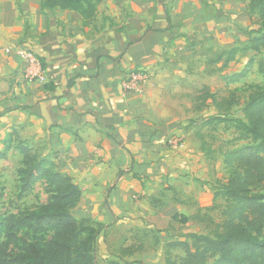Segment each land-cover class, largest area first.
<instances>
[{
	"label": "crops",
	"instance_id": "0c3cea01",
	"mask_svg": "<svg viewBox=\"0 0 264 264\" xmlns=\"http://www.w3.org/2000/svg\"><path fill=\"white\" fill-rule=\"evenodd\" d=\"M248 4L99 0L83 16L42 9L40 0H0V112L8 110L0 116V140L15 130L80 188L73 214L105 226L95 247L102 242L108 261L147 264L141 259L153 244L165 260L168 244L207 234L200 229L204 214L221 199L215 193L227 177L223 159L203 141L211 116L198 128L179 124L189 117L179 108L193 106L195 93L179 82L192 61L225 68L246 57V65L254 52L225 59L259 27ZM19 47L37 62L29 67L15 53ZM135 70L149 76L142 93L121 87ZM204 95L200 105L210 99ZM15 153L7 157L20 159Z\"/></svg>",
	"mask_w": 264,
	"mask_h": 264
},
{
	"label": "trees",
	"instance_id": "16d2710c",
	"mask_svg": "<svg viewBox=\"0 0 264 264\" xmlns=\"http://www.w3.org/2000/svg\"><path fill=\"white\" fill-rule=\"evenodd\" d=\"M98 1L40 0V5L42 9H67L88 16ZM248 1V11L257 16L259 27L247 32L245 45L226 53L225 62L233 60L237 52L264 53V0ZM252 64L249 59L245 68L229 76L227 82L244 77ZM257 72L264 76V58L257 62ZM207 97L222 111L235 103L224 98L218 101L210 93L204 95ZM7 111L0 112V116ZM223 115H213L206 123H230L237 133L236 140L245 143L222 153L228 176L215 193L224 201L219 231L213 235L188 233L185 240L168 244V248H182L179 264H264V84L250 88L241 117ZM0 142V160L12 148L20 154L19 196L27 194L39 181L51 193L45 203L24 213L0 215V264H97L95 240L105 226L88 217L75 218L73 208L80 199V188L68 175L56 171L50 160L39 157L18 139L15 130L6 132ZM2 196L0 187V201ZM177 221L185 222L186 218L180 216ZM10 246L18 249L16 255L11 256ZM167 251L165 264H176ZM106 264L142 263L109 260Z\"/></svg>",
	"mask_w": 264,
	"mask_h": 264
},
{
	"label": "rangeland",
	"instance_id": "374dc122",
	"mask_svg": "<svg viewBox=\"0 0 264 264\" xmlns=\"http://www.w3.org/2000/svg\"><path fill=\"white\" fill-rule=\"evenodd\" d=\"M252 20L253 23L257 24L256 16L253 17ZM263 58L264 53L254 54L251 57L253 64L249 69H246L244 77L236 82L231 83L227 82V78L234 73L242 71L245 68L244 64L247 60L246 57L238 60L234 64H230V66H226L225 68L220 67V65L218 66L212 61L208 62V59L206 62L205 60L192 61V65L189 69L192 70V72L184 74L182 77H187V79H185L183 82H179L181 86L195 88L194 105L188 108H179V115H184V117L186 115L189 116L185 117L184 119H180L178 117L180 119L179 124L181 127L184 129V127H188L189 125H192V127L196 125L195 127L198 128L203 121H206L204 120L205 118H209L215 114L223 113V116H227V118L241 117V107L247 98L250 88L254 85L264 84V76L256 71V63ZM200 87L202 88L199 89ZM205 89L213 93L218 101H220L221 98H224L226 100H233L235 103L232 104L229 109H225L223 111L218 110L211 103L210 99H206L203 102L204 105H200L201 100L199 96L205 94ZM230 92L234 93L230 95ZM173 109L175 112H177L175 108ZM205 127V129H202L201 127L203 132L207 133L206 137L204 136L205 139L203 141L205 144L213 147L217 158L220 160L223 159L222 153L224 151L245 143L244 141L236 140L237 133L233 130V127L230 123H213L208 124ZM190 129L191 128H189V130ZM1 147L2 144L0 142V148ZM14 150L19 158H21L18 151L15 148ZM20 166L21 159H18L14 154L7 157L4 162L0 164V187L3 188V196L0 201V215H6L10 213L17 215L18 213H24L40 204L45 203L51 196V193L43 181H39L33 185L27 194L19 196L17 170ZM223 168V171H221V178L223 177V179H226L228 176V171L225 169V167ZM220 181H222V179H220ZM210 206L213 207L210 210H207L209 213L204 214L205 217H207V220L202 224L200 229L208 235H213L215 232L219 231L218 226L221 220L220 213L223 209L224 201L221 199H212ZM51 234V231L48 232L47 239H49ZM176 234H178L177 237L181 236L179 233ZM19 236L21 237L22 234H19ZM23 237L25 240L29 241L28 237ZM147 248L148 251L146 255L141 259L143 262H146L147 264H165L164 255L159 246H155L153 244V246ZM169 249L170 248H168L167 251L169 252V257L174 260L176 264H179L181 255L184 254L182 248H173L171 252ZM17 253L18 249L15 246H10L11 256L16 255ZM104 253L105 252H103L102 242H99V244H97L95 247V257L97 264H106L108 262V257Z\"/></svg>",
	"mask_w": 264,
	"mask_h": 264
},
{
	"label": "built area",
	"instance_id": "2783aa9c",
	"mask_svg": "<svg viewBox=\"0 0 264 264\" xmlns=\"http://www.w3.org/2000/svg\"><path fill=\"white\" fill-rule=\"evenodd\" d=\"M15 53L22 57L27 64L33 65L37 62L33 52L28 48L19 47L15 49ZM29 71V70H28ZM29 75H32L30 73ZM149 76L144 70H135L130 72L122 81L121 87L126 92H134V93H142L144 90V86L148 81ZM182 147V144H178Z\"/></svg>",
	"mask_w": 264,
	"mask_h": 264
}]
</instances>
